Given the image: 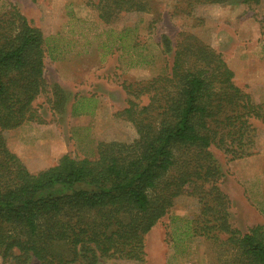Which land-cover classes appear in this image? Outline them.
I'll use <instances>...</instances> for the list:
<instances>
[{
	"label": "trees",
	"instance_id": "16d2710c",
	"mask_svg": "<svg viewBox=\"0 0 264 264\" xmlns=\"http://www.w3.org/2000/svg\"><path fill=\"white\" fill-rule=\"evenodd\" d=\"M105 24L146 9L143 0H86ZM260 0H187L194 5L247 6ZM200 23V21H199ZM198 23V24H199ZM198 25L196 22L192 23ZM189 25V24H188ZM131 29L109 30L105 54L132 48L131 66L149 63ZM18 10L0 18V258L3 263L101 264L109 258L144 261L145 237L189 191L199 213L173 217V246L202 236L217 264H264V222L248 231L233 226L231 201L220 185L225 175L212 148L229 160L257 152V129L264 125V97L239 86L222 54L195 33L183 31L176 44L163 36L169 67L143 80L124 82L127 106L117 113L131 122V141H101L95 158L69 153L31 172L9 149L4 131L35 117L33 102L46 91L45 56L65 49ZM92 97L77 98L72 115L92 113Z\"/></svg>",
	"mask_w": 264,
	"mask_h": 264
},
{
	"label": "rangeland",
	"instance_id": "374dc122",
	"mask_svg": "<svg viewBox=\"0 0 264 264\" xmlns=\"http://www.w3.org/2000/svg\"><path fill=\"white\" fill-rule=\"evenodd\" d=\"M146 9L125 13L111 24L97 17L86 0H0V18L18 10L45 36L60 35L62 57L45 56L46 91L33 102V119L4 131L7 146L31 172L58 162L69 153L76 158H95L101 141H131L137 134L131 122L117 115L127 106L124 82L149 79L169 67L171 53L163 52L167 35L176 44L183 31L195 33L222 54L233 69L235 82L264 97V0L247 6L196 4L192 14L198 25L188 22L187 0H143ZM130 28L149 63L131 66L132 48L115 46L105 54L108 31ZM95 100L92 113L72 115L73 102L81 97ZM257 152L229 160L212 148L225 175L220 185L228 194L233 226L248 231L264 222V125L255 120ZM190 191V190H189ZM189 191L179 196L169 211L145 237L144 261L109 258L101 264H217L216 253L202 236L184 241L179 253L170 236L173 217L194 218L199 203ZM0 264L3 263L0 258ZM29 264H39L32 259Z\"/></svg>",
	"mask_w": 264,
	"mask_h": 264
}]
</instances>
